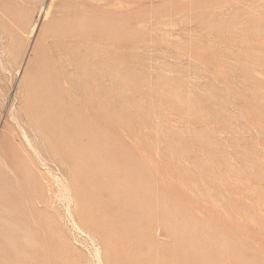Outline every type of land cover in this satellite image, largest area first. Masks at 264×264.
<instances>
[{
  "label": "rangeland",
  "instance_id": "obj_1",
  "mask_svg": "<svg viewBox=\"0 0 264 264\" xmlns=\"http://www.w3.org/2000/svg\"><path fill=\"white\" fill-rule=\"evenodd\" d=\"M0 264H264V0H0Z\"/></svg>",
  "mask_w": 264,
  "mask_h": 264
},
{
  "label": "bare ground",
  "instance_id": "obj_2",
  "mask_svg": "<svg viewBox=\"0 0 264 264\" xmlns=\"http://www.w3.org/2000/svg\"><path fill=\"white\" fill-rule=\"evenodd\" d=\"M90 21V20H89ZM110 105V104H109ZM123 162H124V160H123ZM132 164V163H131ZM134 165H135V163H133ZM125 165V164H124ZM134 165H133V167H134ZM127 166V165H126ZM132 167V166H131ZM124 168V167H123ZM130 169V168H129ZM121 170V169H120ZM124 170V169H123ZM116 172V171H115ZM122 172V171H121ZM130 172V171H129ZM135 173H136V171H134ZM132 174V173H131ZM125 175V174H124ZM128 175V174H127Z\"/></svg>",
  "mask_w": 264,
  "mask_h": 264
}]
</instances>
